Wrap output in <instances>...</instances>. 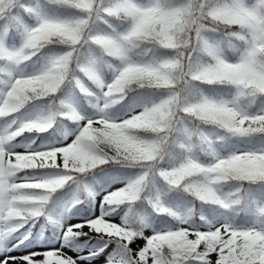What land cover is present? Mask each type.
Instances as JSON below:
<instances>
[{
    "label": "snow or ice",
    "instance_id": "6c2138e0",
    "mask_svg": "<svg viewBox=\"0 0 264 264\" xmlns=\"http://www.w3.org/2000/svg\"><path fill=\"white\" fill-rule=\"evenodd\" d=\"M0 264H264V0H0Z\"/></svg>",
    "mask_w": 264,
    "mask_h": 264
}]
</instances>
